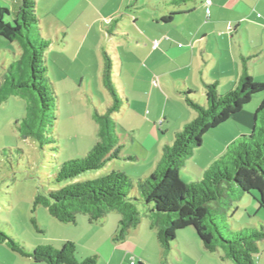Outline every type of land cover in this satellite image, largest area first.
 <instances>
[{"label": "trees", "instance_id": "obj_1", "mask_svg": "<svg viewBox=\"0 0 264 264\" xmlns=\"http://www.w3.org/2000/svg\"><path fill=\"white\" fill-rule=\"evenodd\" d=\"M188 1L158 2L156 7L171 9L162 21L169 23L183 16L185 12L178 9ZM114 22L117 26L118 20ZM105 26L107 33L112 34V27ZM0 37L17 43L20 49L18 60L5 70L0 82V105L12 97L21 99L25 103V114L17 126L20 138L31 139L41 148L55 144L57 96L47 76L45 58L53 41L42 35L35 0H19L15 11L0 7ZM246 61L242 59L243 71L235 88L224 95L218 92L217 81L203 79L206 106L197 103L190 90L181 92L195 117L175 133L171 144L162 148L161 157L149 176L135 181L125 172L113 170L81 180L85 173L98 172L112 161L136 159L122 155L114 116L128 104V98L116 86L112 59L103 53L102 81L111 103L106 105L103 114L95 112L98 139L86 155L57 166L52 183L60 187L38 194L33 213L37 206H42L59 223L75 224L77 216L83 215L93 224L105 219L110 212H117L120 220L114 241L122 243L130 230L141 223L138 206L142 204L151 207V228L164 255L171 250L179 231L192 228L209 253L221 251V259L232 264H256L261 253L259 245L264 243V227L233 230L227 214L234 201L254 192L259 207L264 209V83L253 81ZM257 94L263 97L253 115L250 133L231 143L199 180L184 183L180 174L196 149L202 146L205 135L239 114ZM31 221L39 231L35 219ZM0 244L36 264H95L96 260L91 257L77 261L72 242H66L60 250L51 246L28 250L1 230Z\"/></svg>", "mask_w": 264, "mask_h": 264}, {"label": "rangeland", "instance_id": "obj_2", "mask_svg": "<svg viewBox=\"0 0 264 264\" xmlns=\"http://www.w3.org/2000/svg\"><path fill=\"white\" fill-rule=\"evenodd\" d=\"M140 1L35 0L42 35L53 41L45 58L47 76L57 96V122L53 131L57 142L41 148L31 139H21L17 126L21 124V118L25 114V103L18 97H12L0 105V230L28 250L37 246H51L55 250H60L65 239H70L69 242L73 239L77 261L82 262L96 257L95 264H111L108 261L113 242L104 244L106 236H103L100 231L102 226L100 222L106 218L91 224L87 217L78 215L75 224H62L53 219L42 206H37L35 213L32 211L34 199L38 194L43 195L49 190L60 187L52 183L57 166L86 155L98 139L95 112L103 114L106 105L111 103V98L102 84L103 53L112 58L115 65L114 81L121 94L129 101V105L126 104L120 113L114 116L117 134L123 148L122 155L132 156L134 151H138L141 155L140 159L145 156L147 159H153L157 154L156 140L164 146L166 141L171 144L175 131L181 130L184 126L176 128L181 118L176 119L178 114L182 112V109L187 108L184 100L178 105L170 103L166 107L168 98L161 92L158 98L155 96L151 98L148 106L150 94L144 81L141 80L143 75L137 72L138 69L133 64L132 43L119 42L106 35L105 27L107 26L104 23L114 19L118 20L122 31H130L132 36L139 37L148 25L149 13H152L147 8L137 10V6L148 3V0H142L143 3ZM152 1L158 3L161 0ZM18 3L19 0H0V7L15 11ZM119 13H126L129 17L119 19ZM135 17L141 23L138 26L140 28L134 25ZM135 28L139 33L134 31ZM170 28L168 27L167 30ZM19 54L20 49L17 43H9L0 37V82L3 80L5 70L18 60ZM117 54L123 63L122 73L119 72L116 63ZM168 62L172 63V60L168 58ZM179 74L185 76L186 71H180ZM214 76L217 77L216 74ZM172 95L171 102L176 100L175 95ZM262 97L263 94L254 95L252 101L244 107L245 110L254 113ZM193 98L198 103V94H194ZM167 117H169L168 120ZM224 128L228 135L233 136L239 133L233 123H228ZM244 130H246L245 127ZM214 131H210L211 133L204 137L202 146L195 151L196 158L201 161H204L208 155L213 157L217 151L222 153L221 156L226 151L216 139L215 133H212ZM247 131L250 133L251 130L247 128ZM142 145L148 149V153L141 150ZM140 164L147 165L148 162L115 160L98 172L85 173L80 179H92L113 170L123 172L125 168L130 171L129 173H135ZM194 166L192 163L191 167ZM184 170L181 174L188 176ZM191 179V183L196 182L195 179ZM229 195L233 196L231 192ZM138 209L144 224L150 222L151 226L153 216L150 212L151 207L139 204ZM227 214L229 226L233 230L244 227L256 229L260 226L264 227V209L259 207L255 192L234 201ZM107 216L110 217L108 223H104L105 235H109V231L115 226L116 221L112 219L113 216L118 219L120 217L117 212H110ZM33 218L39 231L32 224ZM187 232L196 236L201 247L202 243L192 228L179 231L177 234ZM180 241L181 239L175 240L171 250L166 255L163 253L160 264H190L188 260H184L183 263L178 260L176 246ZM182 244L181 242L180 245ZM263 246L264 243L259 245L261 252L264 250ZM217 253L222 255L221 251ZM12 255L18 256L5 244H0V261L10 259ZM129 263L125 262V264ZM149 264H156V261L151 260Z\"/></svg>", "mask_w": 264, "mask_h": 264}, {"label": "crops", "instance_id": "obj_3", "mask_svg": "<svg viewBox=\"0 0 264 264\" xmlns=\"http://www.w3.org/2000/svg\"><path fill=\"white\" fill-rule=\"evenodd\" d=\"M206 1H210L209 6H206ZM140 2L143 3L142 0ZM147 2L136 7L139 11L147 8L152 12L149 13L150 17L148 19L150 28L147 25L141 35L139 34V37L132 36L130 31H122L120 23L116 26L114 21L117 20L112 18L109 23H104V25L112 27V34H108L106 29V35L110 39L114 38L119 42L132 43L133 64L138 69L137 72L143 75V79L141 78V80L144 81L150 94L148 106L151 98L153 96L158 98L161 92L168 98L165 103L166 107L170 103H177L178 105L184 100L179 94L184 90H196L197 92L194 94H198V103L206 106L203 79L217 81L218 92L220 94L234 89L243 71V58L247 60L248 74L253 81L264 83V0H190L178 9L185 12V14L177 19H173L169 23L163 22L162 18L167 16L171 10L170 8L165 9L163 6L156 7L157 3H153L152 0H148ZM208 10L209 15H207ZM119 14L121 15L119 19L129 17L126 13ZM139 24L141 23L135 17L134 25L138 27ZM168 27L171 28L167 30ZM134 31L139 33L136 28ZM154 41H158L156 49H153ZM245 52H247L246 55ZM124 53H126V50H124ZM168 58L172 60V63L168 62ZM116 63L119 72L122 73L123 63L118 54L116 55ZM114 68L115 65L113 63V74H115ZM180 71H186L185 76L179 74ZM155 79L158 81V87L152 86V82ZM172 94L175 95L176 100L171 102ZM261 101L262 98L259 99L255 111ZM186 109H182V112L178 114L176 119L181 118L176 128L182 127L195 117V113L188 106ZM254 113L244 108L239 114L214 129L215 131L212 133H215L216 139L223 145V150L238 137L249 134L247 133V128L251 130ZM168 119L169 117H167ZM228 123H233L239 133L233 136L226 134L224 127ZM244 127L246 130H244ZM210 133H207L205 136L207 137ZM165 143L169 144L168 141ZM155 146L157 154L153 159H147V156L140 159V153L134 151V155L132 156L136 159L133 162H148L147 165L140 164L136 168L137 172L141 169L140 172L129 173L130 171L126 168L123 172L129 176L135 174L131 175L132 179H142L149 176L154 171L161 157L164 145L156 140ZM141 150L148 153V149L143 145ZM195 153L187 161L184 168L185 173L189 177L184 174L180 175L181 180L187 184L191 183V178L196 181L199 180L203 176L204 171L213 163L212 160H215V158L220 157L222 154L217 151L213 157L208 155L204 161H201L196 158ZM192 163H194L196 170L194 167H191ZM109 217L107 216L105 220L100 222L102 224V226L100 224V231L103 236H106L103 243L113 242L109 263L125 264V262H130L131 259H134L136 263L149 264L152 260L156 261V264H160L163 250L157 241L155 230L150 226V222L144 224L141 221L137 228L130 230L125 241L115 243L113 238L117 232L116 228L118 225L116 227V224L119 223L120 217L118 219L116 216H113L112 219L117 223L114 222L115 226L109 231V235H105L104 223H108ZM177 239H181L176 246L177 257L180 263H183L184 260H188L190 264L231 263L227 260H222L220 253H209L204 249L203 245L201 248L196 240V236L190 232L177 234ZM69 241L70 239H65L63 245ZM71 241L75 243L73 239ZM181 242L183 243L182 245H180ZM210 254L212 256H208ZM19 257V255L17 257L12 255L8 259L11 262L8 260L4 261L3 259L0 261V264H36L30 259ZM256 264H264V250L257 257Z\"/></svg>", "mask_w": 264, "mask_h": 264}, {"label": "built area", "instance_id": "obj_4", "mask_svg": "<svg viewBox=\"0 0 264 264\" xmlns=\"http://www.w3.org/2000/svg\"><path fill=\"white\" fill-rule=\"evenodd\" d=\"M206 5H210V1H206ZM207 15H209V11H207ZM229 29H231V28H229ZM158 47V42H156V41H154L153 42V49H156ZM152 86L153 87H158L159 86V84H158V81L155 79V80H153V82H152ZM136 262H135V260L134 259H131L130 260V264H135Z\"/></svg>", "mask_w": 264, "mask_h": 264}]
</instances>
